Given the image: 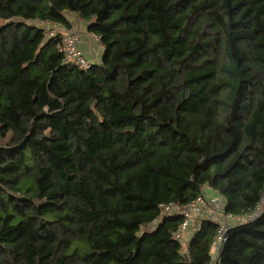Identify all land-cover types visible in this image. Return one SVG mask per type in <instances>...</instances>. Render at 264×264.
Returning a JSON list of instances; mask_svg holds the SVG:
<instances>
[{
  "label": "trees",
  "instance_id": "trees-1",
  "mask_svg": "<svg viewBox=\"0 0 264 264\" xmlns=\"http://www.w3.org/2000/svg\"><path fill=\"white\" fill-rule=\"evenodd\" d=\"M205 189L257 214L218 254V221L175 236ZM213 262L264 264V0H0V264Z\"/></svg>",
  "mask_w": 264,
  "mask_h": 264
},
{
  "label": "built area",
  "instance_id": "built-area-1",
  "mask_svg": "<svg viewBox=\"0 0 264 264\" xmlns=\"http://www.w3.org/2000/svg\"><path fill=\"white\" fill-rule=\"evenodd\" d=\"M46 22H40V24H45ZM48 24V23H46ZM88 32V31H86ZM81 42H82V32L77 29H71L65 33H62V40L58 44V50L64 55L65 61L72 62L78 65L81 68H88L93 61L89 60L81 50ZM224 200L222 197L218 195H206L203 194L199 196L193 203L189 205H185L182 207L183 213L185 215L184 222L180 226L179 230L176 232L175 236L177 239H182L183 233L187 231L194 232L197 229V223L194 219V213L199 212L207 216L213 221H218L220 224L219 229V239L216 243V253L221 250L223 243L226 239V231L228 229V225L226 220L234 219L237 222H245L251 221L255 218V215H251L247 218L237 217L234 218L231 215L222 214L224 209ZM174 209V205H168L164 208V212H171ZM224 215L225 221H220L219 217ZM194 223H196L194 225ZM182 241V240H181ZM215 264V262H213Z\"/></svg>",
  "mask_w": 264,
  "mask_h": 264
},
{
  "label": "crops",
  "instance_id": "crops-1",
  "mask_svg": "<svg viewBox=\"0 0 264 264\" xmlns=\"http://www.w3.org/2000/svg\"><path fill=\"white\" fill-rule=\"evenodd\" d=\"M79 25L80 26H77V25L73 24V26H72L71 29H77V30H80L82 32V42H81V46H80L81 47V50H82L83 54L89 60L93 61L94 63H98V61L103 56V46L100 43L99 38L97 36H94L93 34H91L89 32H86V31H88L87 30L88 22L81 21V22H79ZM49 26L52 27V28H58V29H60L61 31L60 30L59 31L61 33L69 31V29H66V28H64L61 25H56V24H52L51 23ZM204 193L206 195H212V194H214L210 189H205V192ZM203 217H206V216L204 214H202V213H199V212H195L194 213V219L196 220V223H198L199 220L201 218H203ZM226 222L228 223V225H230V223H232L231 220H229V221L226 220ZM196 223H194V225ZM190 237H191V231H187V232L183 233V235H182V242L185 241V242L188 243Z\"/></svg>",
  "mask_w": 264,
  "mask_h": 264
},
{
  "label": "rangeland",
  "instance_id": "rangeland-1",
  "mask_svg": "<svg viewBox=\"0 0 264 264\" xmlns=\"http://www.w3.org/2000/svg\"><path fill=\"white\" fill-rule=\"evenodd\" d=\"M69 17L71 18L73 24L77 25V26H80L79 25V22L83 21V20H80V18L74 14H70ZM56 25H59V24H56ZM48 27V31L51 30V31H54L55 33H58L60 32L61 30L58 29V28H52L50 27L49 25H46ZM60 30V31H59ZM61 33V32H60ZM65 33V32H63ZM102 59V58H101ZM101 59L98 61V63L101 62ZM207 217V216H206ZM220 221H225V218L222 216V217H219ZM190 234V233H189ZM182 240V239H181ZM183 244V247L186 248L187 247V242H182Z\"/></svg>",
  "mask_w": 264,
  "mask_h": 264
},
{
  "label": "water",
  "instance_id": "water-1",
  "mask_svg": "<svg viewBox=\"0 0 264 264\" xmlns=\"http://www.w3.org/2000/svg\"><path fill=\"white\" fill-rule=\"evenodd\" d=\"M228 231V230H227ZM227 231H226V233H227Z\"/></svg>",
  "mask_w": 264,
  "mask_h": 264
}]
</instances>
